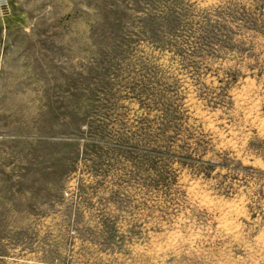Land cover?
<instances>
[{
  "label": "rangeland",
  "instance_id": "rangeland-1",
  "mask_svg": "<svg viewBox=\"0 0 264 264\" xmlns=\"http://www.w3.org/2000/svg\"><path fill=\"white\" fill-rule=\"evenodd\" d=\"M6 1L0 264H264V0Z\"/></svg>",
  "mask_w": 264,
  "mask_h": 264
},
{
  "label": "built area",
  "instance_id": "built-area-1",
  "mask_svg": "<svg viewBox=\"0 0 264 264\" xmlns=\"http://www.w3.org/2000/svg\"><path fill=\"white\" fill-rule=\"evenodd\" d=\"M1 2H2V4H4L3 5V10L4 11H8L9 10V3H8V1H4V0H0Z\"/></svg>",
  "mask_w": 264,
  "mask_h": 264
}]
</instances>
